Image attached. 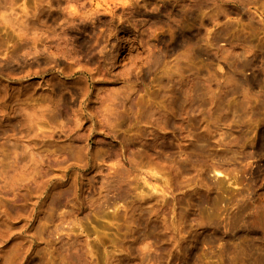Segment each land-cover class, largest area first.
Returning <instances> with one entry per match:
<instances>
[{
    "label": "rangeland",
    "instance_id": "obj_1",
    "mask_svg": "<svg viewBox=\"0 0 264 264\" xmlns=\"http://www.w3.org/2000/svg\"><path fill=\"white\" fill-rule=\"evenodd\" d=\"M0 264H264V0H0Z\"/></svg>",
    "mask_w": 264,
    "mask_h": 264
}]
</instances>
